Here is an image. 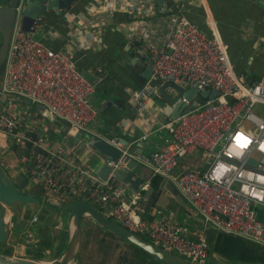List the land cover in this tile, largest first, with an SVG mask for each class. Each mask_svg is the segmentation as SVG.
I'll list each match as a JSON object with an SVG mask.
<instances>
[{"label": "built area", "instance_id": "2783aa9c", "mask_svg": "<svg viewBox=\"0 0 264 264\" xmlns=\"http://www.w3.org/2000/svg\"><path fill=\"white\" fill-rule=\"evenodd\" d=\"M26 3L19 0L16 8L0 87V166L6 163L5 155L15 154V144L27 193L42 186L45 203L100 206L118 225L194 264L214 255L207 242L209 230L264 248V114L256 112L264 108V75L251 80L246 73H237L217 32L205 35L181 9L162 1L157 16L171 18V23L153 43L133 37L135 57L146 60L152 78L161 83L218 95L198 106L182 98L186 110L174 122L162 125L169 129L172 141L150 154H134L118 139H108L121 159L106 163L113 171L103 180L85 165L69 160L64 141L56 144L46 136V118L69 124L73 133L89 131L98 118L89 103L95 83L78 71L71 52L53 50L22 30ZM94 72L103 75L100 67ZM156 95L158 90L148 82L132 91L130 99L146 110L148 100ZM21 99L40 110L34 115L20 106ZM198 153L200 164H180ZM126 157L175 185L204 223L198 240L189 237L188 227L172 211L146 215L142 194L115 177ZM8 213L12 215L11 208L4 206V218ZM38 220L34 216L31 223Z\"/></svg>", "mask_w": 264, "mask_h": 264}, {"label": "crops", "instance_id": "0c3cea01", "mask_svg": "<svg viewBox=\"0 0 264 264\" xmlns=\"http://www.w3.org/2000/svg\"><path fill=\"white\" fill-rule=\"evenodd\" d=\"M9 1L0 0V7H7ZM162 1L181 9L205 35L217 32L237 73H246L251 80L264 75V2L261 0H160V4L158 0H72L66 8L47 12L35 27L33 35L53 50L73 54L78 71L95 83L89 103L97 110L98 118L90 125L88 132L78 133H73L67 123L59 124L53 118H46V136L56 144L64 141L69 160L83 164L97 174L106 162L97 155L92 145L94 138L105 142L118 139L132 153L139 155L141 150L147 155L172 141L169 129L162 125L179 118V107L170 104L159 92L148 100L146 110L130 99L132 91L141 90L148 82L157 81L152 78L146 60L135 57L130 40L142 36L145 41L153 43L159 32L168 27L172 19L157 16ZM95 67L102 68V76L94 72ZM2 79L1 75L0 87ZM166 93L173 98L177 95L172 88H167ZM18 101L20 106L24 105L34 115L40 110L32 103ZM88 144L92 149L87 147ZM19 155L12 152L5 155L6 163L2 167L15 182L20 179L26 182ZM200 161L198 153L197 156L181 160L180 164H200ZM151 183L155 198L162 197L161 203L165 205L146 209V215L172 211L177 220L188 227L189 237L198 240L204 223L179 193L175 195V185L154 174ZM34 188L42 189L44 194L42 186ZM39 198L40 205L19 206L14 211L11 209L12 215L8 213L4 219L9 222L6 227L17 254L27 256L28 243L35 240L32 252H41L42 260L50 263L60 260L67 252L75 229L74 218L70 212L46 209L47 205L44 207L43 199ZM95 207L104 214L100 206ZM24 216H27L26 220ZM34 216H38L39 220L32 224ZM84 219L98 225L90 217ZM46 222L49 229L42 235L45 247L41 244L39 248L34 228ZM82 253L79 248L72 264H84ZM212 257L215 261L216 257Z\"/></svg>", "mask_w": 264, "mask_h": 264}, {"label": "water", "instance_id": "95a60500", "mask_svg": "<svg viewBox=\"0 0 264 264\" xmlns=\"http://www.w3.org/2000/svg\"><path fill=\"white\" fill-rule=\"evenodd\" d=\"M18 2L19 0H10L7 7H0V67L3 68L16 20V8ZM71 2L72 0H27L22 13V30L33 34L35 27L41 19L46 16L47 12L66 8ZM152 84L159 89V94L170 104H176L177 107H179L180 114H182L187 108V105L182 102V98L186 99L191 105H197L198 103V105H201L206 99L213 100L214 96L218 95V92H199L197 88L185 91L184 88L173 82H166L162 85L159 81H156ZM167 88L174 89L177 92L176 97L173 98L169 96L166 93ZM21 100L24 103L31 104L28 100ZM58 123L64 124V122L60 120ZM150 141L151 137L149 138V143ZM92 145L97 150V155L106 163L111 161L118 163L120 161L121 153L107 142L99 138H94L92 140ZM141 152V154H143L142 150ZM123 166L124 168L122 167L115 172V177L118 180L129 184L135 191L143 193L145 208L148 209L155 206L164 207L165 204L161 203L162 197L155 198L154 196L155 191L151 183L153 181V172L129 157L123 159ZM112 171V167L106 164L98 175L101 179L106 180ZM22 183L23 181L21 179L17 182L12 180L0 166V264H72L74 255L79 250L83 241V220L85 217L92 218L96 224L136 245L160 261L167 264H194L160 248L151 241L145 240L144 238L131 233L109 219L95 206L84 202H76L70 209V215L74 218L75 229L71 238L70 246L60 260L43 263L37 259L17 254L10 241V234L7 231L5 224L4 206L10 207L14 211L19 206L41 204V199L33 194L27 193L24 189L25 185H21ZM173 192H175V195H178V192L174 188ZM214 256L224 261L221 256L216 254H214ZM199 264L205 263L200 262Z\"/></svg>", "mask_w": 264, "mask_h": 264}, {"label": "trees", "instance_id": "16d2710c", "mask_svg": "<svg viewBox=\"0 0 264 264\" xmlns=\"http://www.w3.org/2000/svg\"><path fill=\"white\" fill-rule=\"evenodd\" d=\"M3 69L0 67V76H3ZM12 148L15 153L20 154L19 148L13 143ZM24 183L25 181L21 185ZM29 192L38 198L43 195L42 189L39 188H32ZM141 194L143 198V193ZM46 205V209L53 208L58 211L70 212L71 209V207L54 206L48 203ZM24 219L26 220L27 216H24ZM87 222L85 219L83 220V241L80 251L88 255L89 264H167L100 225ZM48 229L49 224L47 222L34 228L36 234L34 237L40 244L39 248L41 244L42 246L44 244L43 247H45V241L42 238L44 236L42 235L48 232ZM144 239L148 240L147 238ZM207 242L212 247V252L224 259V261H218L227 264H264V248L253 242L214 230L207 232ZM32 243L33 241L28 243L29 250L30 248L31 250L35 249ZM30 253L32 255H29L33 259H43V255L39 251L36 253L30 251ZM77 260L79 261V255Z\"/></svg>", "mask_w": 264, "mask_h": 264}, {"label": "rangeland", "instance_id": "374dc122", "mask_svg": "<svg viewBox=\"0 0 264 264\" xmlns=\"http://www.w3.org/2000/svg\"><path fill=\"white\" fill-rule=\"evenodd\" d=\"M256 112L258 113V114H264V108H258L257 110H256ZM44 202V203H43ZM42 203L44 204V207H45V199L44 200H42ZM45 213V211L43 212V214ZM16 221V220H15ZM34 246H35V244H36V242L34 241L33 243H32ZM30 251H33V250H31V248H30V250H27V253L28 254H31L30 253ZM32 255V254H31ZM82 258L84 259V261L82 260V262L84 263V264H89V261H88V255L87 254H85V253H82ZM218 259L216 258V260L214 261L213 259H208V260H206L204 263L205 264H224V262H221V261H217ZM40 262H43V263H48V262H45L44 260H42V259H40L39 260ZM76 262V261H75Z\"/></svg>", "mask_w": 264, "mask_h": 264}, {"label": "bare ground", "instance_id": "6f19581e", "mask_svg": "<svg viewBox=\"0 0 264 264\" xmlns=\"http://www.w3.org/2000/svg\"><path fill=\"white\" fill-rule=\"evenodd\" d=\"M26 255L28 256L29 254L26 253ZM28 257H30V255H29ZM31 257H32V256H31Z\"/></svg>", "mask_w": 264, "mask_h": 264}]
</instances>
